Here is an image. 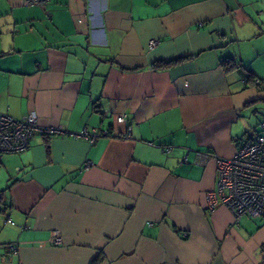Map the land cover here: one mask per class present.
<instances>
[{
	"label": "crops",
	"instance_id": "1",
	"mask_svg": "<svg viewBox=\"0 0 264 264\" xmlns=\"http://www.w3.org/2000/svg\"><path fill=\"white\" fill-rule=\"evenodd\" d=\"M249 75L264 0H0V112L67 131L3 156L0 264H264V220L206 202L264 119Z\"/></svg>",
	"mask_w": 264,
	"mask_h": 264
},
{
	"label": "built area",
	"instance_id": "2",
	"mask_svg": "<svg viewBox=\"0 0 264 264\" xmlns=\"http://www.w3.org/2000/svg\"><path fill=\"white\" fill-rule=\"evenodd\" d=\"M42 2L43 0H23L25 5ZM156 44L155 39L148 41L149 48L155 47ZM255 83L260 82L256 79ZM116 120L126 122V114H119ZM259 126L260 131L243 140L235 155L230 158H216V187L206 194L208 209L213 210L218 204L225 205L233 214L236 222L245 216L264 220V119L261 120ZM65 133L67 131L62 125L43 124L34 113L15 118L7 111L0 112V164L5 154L20 153L26 150L31 140L39 134ZM73 135L92 144L101 136L111 135V132L98 128L89 130L83 128ZM162 149L169 151L171 146H163ZM203 160V155H201L200 162ZM89 165V161L85 162L83 169H87ZM5 222L14 223L9 216H5ZM60 241V237L54 239L55 243ZM6 247L15 251L17 244H8Z\"/></svg>",
	"mask_w": 264,
	"mask_h": 264
},
{
	"label": "trees",
	"instance_id": "3",
	"mask_svg": "<svg viewBox=\"0 0 264 264\" xmlns=\"http://www.w3.org/2000/svg\"><path fill=\"white\" fill-rule=\"evenodd\" d=\"M186 58V57H184ZM184 58H176V59H172V60H166V61H157L155 63H153V67L156 69H162V68H167L170 65H172L173 63H176L178 61H180L181 59ZM224 67L225 69H231V68H235V64L231 61H224ZM257 78H255L253 75H249L248 76V82H250L251 84H253L255 87H257L259 90H264V80H259L260 83H255V80ZM261 252L264 253V244L261 245Z\"/></svg>",
	"mask_w": 264,
	"mask_h": 264
},
{
	"label": "rangeland",
	"instance_id": "4",
	"mask_svg": "<svg viewBox=\"0 0 264 264\" xmlns=\"http://www.w3.org/2000/svg\"><path fill=\"white\" fill-rule=\"evenodd\" d=\"M262 103H259L258 105H257V108L256 109H260L262 112H264V104H262ZM253 108H252V110L251 109H249V111H248V117L249 118H246V119H248V121L247 122H249L248 124L249 125H251V122H252V128L251 129H253L254 128V130H256L255 132H259L260 131V126L259 125H257L256 123H257V118H254L253 117V115H252V112H253ZM252 116V117H251Z\"/></svg>",
	"mask_w": 264,
	"mask_h": 264
}]
</instances>
